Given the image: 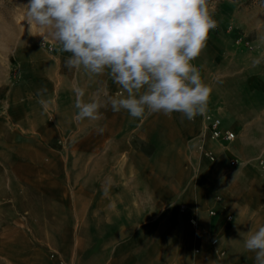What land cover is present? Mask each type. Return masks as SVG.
Masks as SVG:
<instances>
[{"label":"rangeland","instance_id":"1","mask_svg":"<svg viewBox=\"0 0 264 264\" xmlns=\"http://www.w3.org/2000/svg\"><path fill=\"white\" fill-rule=\"evenodd\" d=\"M27 3L0 0V264H97L102 257L96 256V250L112 243L96 239L97 231H103L96 224V210L86 217L85 186L93 191L88 199L96 197L99 178L82 175L76 114H56L49 97L66 91L68 72L64 67L57 70L56 63L64 62L70 53L62 52L52 38L44 42L35 25L29 34L23 6ZM214 19L218 27L208 35L204 47L208 52H201L216 58L210 80H223L231 100L243 97L247 90H255L257 96L264 90V61L252 67V60L264 53V4L216 0ZM41 88L47 89L42 97L36 95ZM251 100L260 103L262 98ZM165 144L163 131L157 129L151 138L137 137L133 148L145 159L174 157L171 151H163ZM260 154L264 152L254 156ZM207 163L208 173L203 176L134 177L133 209L126 212L150 220V224L121 229L151 233L153 239L167 236L169 240H152V247H184L197 255L195 247L201 252L200 245L209 247L214 236L199 230L201 220L218 218V211L209 208L214 201L223 207V213L230 209L232 214L231 220H226L229 214L225 216L221 225L225 229L215 233L216 238L225 248L239 247L240 240L228 241L227 228L236 220L234 232L246 235L249 226L255 230V224H261L254 216L241 215L236 207L245 197L244 186L257 180L264 188V169H258L252 160L248 164L251 171L239 169L251 172L245 178L239 176L237 166ZM222 167L226 172L220 174ZM198 188L205 196L200 205ZM160 192L163 195L156 201ZM260 195L264 199V193ZM252 199H257L256 194ZM210 209L216 211L215 216H209ZM104 229L111 232V226Z\"/></svg>","mask_w":264,"mask_h":264},{"label":"crops","instance_id":"2","mask_svg":"<svg viewBox=\"0 0 264 264\" xmlns=\"http://www.w3.org/2000/svg\"><path fill=\"white\" fill-rule=\"evenodd\" d=\"M202 51L208 52L207 48ZM192 63L200 65L202 79L212 87V92L208 102L206 114H213L221 121V128L228 129L235 134L232 142L212 139L206 129L204 116H197L194 121L183 118L180 113H173L171 117L163 114H146L143 118H132L126 111L113 112L111 107L102 108L100 111L103 118L99 121H80L79 145L81 146L82 175L86 177H96L95 186L96 197L88 199L93 191L88 185L85 186L86 196V217L91 215L93 209L96 210V224L103 226V231H97L98 241H111L96 250L97 264H255L254 253L247 251L244 247L246 235L234 232L237 228L236 220L233 227L227 228L228 241L240 240L243 242L239 247L225 248L223 243H219L216 248L195 247L197 253L193 254L184 247H160L153 248L152 240H169L167 236L153 239L151 233H136L130 230L124 231L120 226L132 224H150V220L138 218L133 213L131 216L126 210L133 209L134 187L132 180L136 176H172L183 178L184 176H203L208 173V159L199 153L201 146L212 151L215 161L210 162L219 166L228 165L238 167V169L249 170L248 164L255 160L258 166V159L264 155L254 156L259 152H264V90L257 96L261 97L260 103L251 100L257 97L255 90L246 91L239 98L229 99V92L226 90V83L223 80H210V74L215 70L216 58L207 53L200 54ZM57 70L65 68L67 75L66 91L64 93L55 92L49 96L53 100V110L57 114L60 111L76 114L74 107V92L76 86L86 89L84 99H90L93 93H99L101 99L106 96H114L121 91L109 76H99L89 78L84 71L69 70L64 66V62L56 63ZM69 91V92H67ZM237 96V95H236ZM51 106V105H50ZM104 127L103 134H98L97 128ZM157 129L163 131L167 153L170 151L174 157L162 156L159 159L149 157L145 159L135 152L133 145L136 138L148 139ZM164 151V152H165ZM207 161H206V160ZM231 161L235 164L231 165ZM264 169V168H261ZM152 170L153 172H145ZM244 170L239 172V176L249 178L251 172ZM226 172L225 167L219 171L220 174ZM111 176L114 186L110 190L107 198H102L101 184L105 177ZM125 182V183H124ZM181 180L179 181V183ZM195 190V188H194ZM245 197L240 205L236 207L242 215L256 217L261 224H255L254 228L264 225V193L261 183L257 180L250 185L244 186ZM198 194V204H202L205 196L203 189L196 190ZM167 194V193H166ZM256 194V200H253ZM158 201L162 197V192L158 193ZM258 198H261L259 200ZM93 199H95V205ZM197 204V205H198ZM209 208H215L219 214L218 218L204 219L200 221L199 230L208 231L214 234L224 230L221 228L222 222L228 211L223 213V207L214 201L210 202ZM84 207V206H83ZM95 207V208H94ZM234 209V208H232ZM236 209L233 211L235 212ZM127 213V214H125ZM139 219V222H137ZM237 219V218H236ZM111 226V232L104 231V227ZM244 228L247 225H243ZM251 229V226H249ZM163 237V238H162ZM136 241H143V244H135ZM227 241V239H226ZM210 244V242H209ZM109 246V247H108ZM211 247V248H210ZM223 250L222 257L218 251Z\"/></svg>","mask_w":264,"mask_h":264},{"label":"clouds","instance_id":"3","mask_svg":"<svg viewBox=\"0 0 264 264\" xmlns=\"http://www.w3.org/2000/svg\"><path fill=\"white\" fill-rule=\"evenodd\" d=\"M23 6L29 34L35 25L44 42L52 38L70 53L67 69H82L90 79L107 75L121 89L105 99L93 93L86 101V89L74 87L76 120L99 121L108 106L132 118L175 112L194 121L206 115L212 87L192 61L218 27L216 0H28ZM262 61L264 53L253 58L252 67ZM104 131L97 128L98 134ZM113 186V178L105 177L102 198ZM243 242L255 264H264V225L251 228Z\"/></svg>","mask_w":264,"mask_h":264},{"label":"built area","instance_id":"4","mask_svg":"<svg viewBox=\"0 0 264 264\" xmlns=\"http://www.w3.org/2000/svg\"><path fill=\"white\" fill-rule=\"evenodd\" d=\"M205 120H206V129L207 132L209 133V136L212 139H218L226 142H232L235 139V134L234 132L228 130V129H222L221 128V121L219 118L214 116L213 114H206L205 115ZM201 152L203 156L208 159L210 162L215 161V155L213 154L212 151L204 148L201 146ZM235 164L234 161H231V165ZM258 166L261 168H264V158H259L258 159ZM209 216H215L216 211L210 209L208 211ZM232 216L227 215L226 220H231ZM210 245L214 248H216L219 245L218 238L214 237L210 240ZM195 252H198L196 250ZM219 255L222 256L224 254L223 250L218 251Z\"/></svg>","mask_w":264,"mask_h":264},{"label":"trees","instance_id":"5","mask_svg":"<svg viewBox=\"0 0 264 264\" xmlns=\"http://www.w3.org/2000/svg\"><path fill=\"white\" fill-rule=\"evenodd\" d=\"M249 1V0H246ZM259 3L264 4V0H257Z\"/></svg>","mask_w":264,"mask_h":264},{"label":"bare ground","instance_id":"6","mask_svg":"<svg viewBox=\"0 0 264 264\" xmlns=\"http://www.w3.org/2000/svg\"><path fill=\"white\" fill-rule=\"evenodd\" d=\"M190 222H191V223H195V221H194V220H190Z\"/></svg>","mask_w":264,"mask_h":264}]
</instances>
